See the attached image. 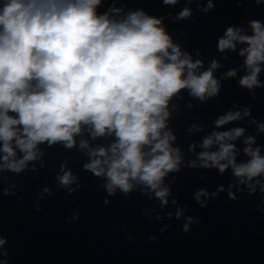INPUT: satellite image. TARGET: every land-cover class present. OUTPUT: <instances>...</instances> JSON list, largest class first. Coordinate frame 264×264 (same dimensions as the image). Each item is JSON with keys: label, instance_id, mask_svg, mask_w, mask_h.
<instances>
[{"label": "clouds", "instance_id": "obj_1", "mask_svg": "<svg viewBox=\"0 0 264 264\" xmlns=\"http://www.w3.org/2000/svg\"><path fill=\"white\" fill-rule=\"evenodd\" d=\"M178 2L161 0L164 6ZM187 2L195 3L203 14L216 7V0ZM252 2L264 5V0ZM101 3L0 0V195L16 196L10 190L15 183L4 186L8 182L5 174L36 172V161H41V168L45 166L40 145L51 148L60 144L71 150L77 147L76 137L86 130L93 140L113 137L107 145L91 146L86 139L78 145L88 157L82 171L102 181L97 187L106 193L105 205L117 194L131 197L138 192L153 202L142 210L143 216L156 221L175 218L187 234L200 223V217L190 214L189 205L182 204L173 192L178 179L174 174L186 168L214 170L219 176L230 173L227 185L218 184L212 191L194 189L192 200L201 209L221 194L235 202L242 193L248 197L259 193L264 205V145L257 142L258 134H264V120L252 116L251 106L241 110L236 102L217 116L212 130L198 144H189L192 158L187 160L169 127L174 97L187 90L190 97L206 104L220 96L221 79L236 77L237 69L229 68L218 78L215 73L220 63L213 59L204 69L202 59H193L174 42L163 17L135 10L115 18L110 13L119 14L121 9L110 7L109 12L100 14ZM193 11L185 6L176 19H190ZM248 27L250 33L236 24L226 26L216 38V51L237 52L240 46L237 54L243 58L245 74L238 85L255 99L254 90L264 89L260 79L264 19H251ZM246 117L255 125L256 134L245 135V126L225 128ZM194 130L204 131L195 124L187 129L189 133ZM169 176L173 178L166 183ZM56 182V191L68 195L81 188L80 175L67 162L61 163ZM44 194L54 196L55 192L45 186L37 193L36 212L41 211L38 201ZM257 211L264 213V207ZM79 218L80 213L74 212L68 222ZM171 226L164 224L159 231ZM118 227L127 231L123 225ZM148 239L156 241L158 237ZM7 244L8 237L0 230V264H10Z\"/></svg>", "mask_w": 264, "mask_h": 264}]
</instances>
